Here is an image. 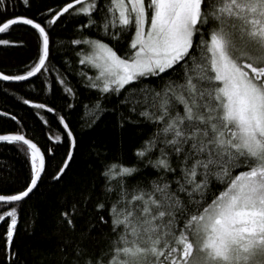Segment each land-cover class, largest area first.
I'll return each mask as SVG.
<instances>
[{"label": "snow or ice", "instance_id": "1", "mask_svg": "<svg viewBox=\"0 0 264 264\" xmlns=\"http://www.w3.org/2000/svg\"><path fill=\"white\" fill-rule=\"evenodd\" d=\"M73 9L89 17L88 27L96 25L91 17L99 10L98 0L68 3L51 23ZM106 10L105 35L119 39L120 32H131L132 38L124 57L102 41H73L92 46L93 54L80 61L98 70L96 80L102 86L93 83L91 87L119 94L141 78L163 79V74L177 71V65L184 75L183 84L174 88L169 81L163 94L156 93L159 101L154 104L160 112L154 118L165 123L162 131L172 137L164 143L177 156L183 153V183L176 181L173 191L167 182H154L150 192L140 190L130 198L122 195L124 207L111 209L113 231L121 228V232L107 264H189L194 250L203 254L202 264H264V0H107ZM210 21L215 27L205 39L204 26ZM17 24L38 30L42 55L26 75L0 74L3 81L28 80L46 68L49 35L45 27L32 19L12 18L0 21V34ZM173 99L183 105L182 115L170 111ZM136 102L127 96L124 101L133 105L131 111ZM140 115L152 118L147 111ZM0 142L20 144L18 150L30 156V186L19 194L0 195L5 204L22 202L41 180L44 154L23 134L0 135ZM147 150L138 151L137 156H145ZM67 166L63 165L61 175ZM155 166L175 171L166 158ZM237 169L243 170L232 176ZM135 171L122 168L123 175ZM209 177L225 188L204 205ZM62 215L72 227L69 214ZM7 218L10 249L18 223L14 207L0 214V221Z\"/></svg>", "mask_w": 264, "mask_h": 264}, {"label": "trees", "instance_id": "2", "mask_svg": "<svg viewBox=\"0 0 264 264\" xmlns=\"http://www.w3.org/2000/svg\"><path fill=\"white\" fill-rule=\"evenodd\" d=\"M73 1L27 0L25 4L23 0H0V21L32 19L45 27L50 43L46 68L41 73L24 81L0 80V135L23 134L45 155L44 173L29 197L11 204L0 202V214L6 215L13 207L18 214L10 249V218L0 221V264H87L89 260L107 264L121 232V228L113 231L115 217L111 209L124 207L122 195L130 198L140 190L150 192L154 182H167L173 191L176 181L183 183V153L177 156L164 143L172 138L171 134L166 135L162 131L165 123L154 118L160 115L154 106L159 101L155 94H163L169 81L174 88L184 83L179 65L171 75L163 74V79L141 78L119 94L91 87L96 84L95 70L88 63H80L89 52V44L77 45L73 41H103L124 57L129 52L132 33L120 32L119 39L105 35L102 24L107 0H98L99 10L91 17L96 25L88 27L89 17L78 15L75 9L51 23ZM213 27L211 21L204 26L205 39ZM0 40L8 41L0 44V72L5 75H26L42 55V37L29 25L12 26L0 34ZM126 96L137 101L135 111L130 110L133 105L124 103ZM35 104L45 107L36 108ZM143 111L152 118L140 115ZM170 111L182 115L183 105L173 99ZM73 140L71 159L61 175ZM19 148L22 145L0 142V195L19 194L30 186V156ZM146 148L145 156L138 157L137 152ZM161 158H166L175 171L156 167ZM123 167L136 171L123 175ZM242 170H234L232 176ZM224 188V184L209 177L201 203L210 204ZM194 197L198 198L196 194ZM180 198L187 203L185 194L180 193ZM100 204L104 207L98 208ZM65 212L72 227L62 215ZM195 256L198 261H193ZM203 259V254L194 250L189 264H202Z\"/></svg>", "mask_w": 264, "mask_h": 264}, {"label": "water", "instance_id": "3", "mask_svg": "<svg viewBox=\"0 0 264 264\" xmlns=\"http://www.w3.org/2000/svg\"><path fill=\"white\" fill-rule=\"evenodd\" d=\"M71 3L75 4V1H73V2H71ZM65 6H66V5H65ZM75 6H77V5H75ZM62 9H63V8H62ZM62 9H61V10H60V11L54 16L53 19H55L56 16L59 15V13L62 11ZM49 44H50V43H49ZM48 56H49V55H48ZM0 74H3V73L0 72ZM3 75H5V74H3ZM31 78H32V77H31ZM29 79H30V78H29ZM14 81H15V80H9V82H14ZM11 134H18V133H9V134H3V135H11ZM25 137H26V136H25ZM26 138H27V137H26ZM27 139H29V138H27ZM29 140H30V139H29ZM31 141H32V140H31ZM32 142H33V141H32ZM34 143H35V142H34ZM37 146H38V145H37ZM38 147H39V146H38ZM39 148H40V147H39ZM73 148H74V146L72 145V146H71V152H70L69 156H72ZM40 150H41V149H40ZM41 152H42V150H41ZM42 153H43V152H42ZM43 154H44V153H43ZM44 157H45V155H44ZM69 161H70V160L67 159V161H66L65 163L68 164ZM64 169H65V168H64ZM64 169H63V170H64ZM43 173H44V172H43ZM43 173H42V175H43ZM42 175H41V177H42ZM39 182H40V181H39ZM39 182H38V184H39ZM38 184H37V185H38ZM34 190H35V189H34ZM34 190H33V191H34ZM30 194H31V193H30ZM12 203H16V202H12Z\"/></svg>", "mask_w": 264, "mask_h": 264}, {"label": "rangeland", "instance_id": "4", "mask_svg": "<svg viewBox=\"0 0 264 264\" xmlns=\"http://www.w3.org/2000/svg\"><path fill=\"white\" fill-rule=\"evenodd\" d=\"M99 41V40H98ZM103 42V41H102ZM89 52H88V54H87V56H90V55H92L93 54V49H92V46L91 45H89V50H88ZM85 57L86 56H84V58L83 59H85ZM91 66V65H90ZM93 69L95 70V73H94V75H95V77H97V75L99 74L98 73V70L96 69V68H94L93 67ZM95 81H96V84H98V85H101V82L100 81H98V80H96L95 79ZM102 86V85H101ZM199 260V258L197 257V256H195V258H194V260L193 261H198Z\"/></svg>", "mask_w": 264, "mask_h": 264}, {"label": "bare ground", "instance_id": "5", "mask_svg": "<svg viewBox=\"0 0 264 264\" xmlns=\"http://www.w3.org/2000/svg\"><path fill=\"white\" fill-rule=\"evenodd\" d=\"M78 6V5H77ZM76 7V6H75Z\"/></svg>", "mask_w": 264, "mask_h": 264}]
</instances>
